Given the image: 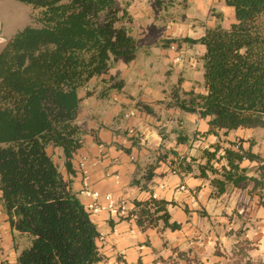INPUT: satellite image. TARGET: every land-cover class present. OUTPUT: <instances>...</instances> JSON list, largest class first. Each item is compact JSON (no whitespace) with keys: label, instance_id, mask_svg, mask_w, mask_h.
Here are the masks:
<instances>
[{"label":"trees","instance_id":"obj_1","mask_svg":"<svg viewBox=\"0 0 264 264\" xmlns=\"http://www.w3.org/2000/svg\"><path fill=\"white\" fill-rule=\"evenodd\" d=\"M18 1L40 12L39 25L18 30L0 50V204L13 240L16 234L28 240L18 250L15 264H97L104 260L97 245L100 233L72 179L63 176L48 149H60L63 167L72 175L73 156L88 132L78 122L79 92L84 89L89 96L93 90L88 84L94 78L101 84L98 96L122 89L121 78L101 76L115 62L136 57L138 40L127 25L132 17L117 0ZM224 4L233 11L227 26H208L200 37L184 38L204 47L199 56L200 90L176 84L162 101L167 108L206 119L205 134L215 136L239 128H264V0ZM138 109L151 111L142 103ZM130 138L139 146V136ZM187 139L181 135L177 142ZM214 146L213 151H204L205 162L198 163L197 170L200 177L219 174L210 179L216 192H223L229 182L235 186L249 178L240 166L242 160H260L240 145L237 150ZM220 149L224 164L213 168L210 162ZM171 152L179 171H192L190 161ZM151 173L149 168L147 176ZM171 203L153 197L135 200L134 210L122 218L135 219L141 229L176 230L181 226L170 221ZM215 254L221 255L218 249ZM184 259L186 264L191 260Z\"/></svg>","mask_w":264,"mask_h":264},{"label":"crops","instance_id":"obj_2","mask_svg":"<svg viewBox=\"0 0 264 264\" xmlns=\"http://www.w3.org/2000/svg\"><path fill=\"white\" fill-rule=\"evenodd\" d=\"M228 10L233 13L231 7ZM137 40L136 57L128 63L121 60L115 62L109 72L101 77L116 75L124 80L127 72L116 71L114 66L123 63L132 66L138 58H148L143 51V46L147 43L142 39ZM171 46L169 49L173 50ZM199 46L201 52L197 57H190V63L199 64L201 68L199 56L204 47L201 44ZM169 51L164 57L165 64L178 62L176 57L179 52ZM136 75L138 76V71L134 76ZM195 80L196 84L192 79H187L180 86L185 90H200L198 85L202 80V70L199 78ZM98 81L94 78L89 82L88 89L93 90L89 96L84 89L79 92L81 102L78 122L88 132L84 135L83 145L73 156L74 173L68 175L63 166L62 169L59 168L66 179H72L73 189L78 193L100 233L97 245L104 260L97 264H185L184 257L214 262L217 261V247L230 253L235 243L242 239L253 246L250 250L252 257H264V169L261 168L264 164V128H239L226 135L220 132L221 147L231 146L237 150L240 145L243 149L257 154L260 160H242L240 166L245 168L244 175L249 178L235 186L229 182L223 192H216L210 179L219 177V174L208 173L207 177H200L198 164L193 166V163L205 162L204 151L213 150L207 144L211 146L218 140V136L206 135L193 143V149L186 151L192 138L184 130L177 125L168 131L161 130L159 123L162 122L153 119L154 115L159 119V113L181 112L186 116L193 115L177 108L165 107L162 101H166L168 95L163 99L164 87H155L151 83L152 86L148 87L150 89L142 92L139 100L131 101L124 86L120 91L112 90L107 96H98L101 87L100 83L97 84ZM138 103L149 105L151 111L139 110ZM125 110L133 112L129 119L122 115ZM200 123L202 127L199 130L206 132V119L201 118ZM126 124L136 127L139 146L132 145L131 138L124 129ZM181 135L188 137L186 142H177ZM198 144L201 146L199 149H204L203 157L199 155L201 159L199 156L196 159L194 154L199 151ZM119 146L130 151L126 152ZM164 148L167 150L163 151ZM54 150L61 153L58 148ZM168 150L175 151L178 155L185 151L192 171L183 173L174 167L176 159L171 157ZM163 153L167 156L159 158ZM219 153L221 154V149ZM221 164H224L223 159L220 166ZM149 168L152 173L147 176ZM253 179L260 182L256 183ZM85 191H97V204L100 206L107 203L105 195H110L116 202L122 200L128 211L134 207L135 200L154 197L173 202L168 205L170 221L179 223L181 227L176 230L156 227L141 229L131 217L122 218L125 216L111 213L107 209L92 211L88 205L93 202V198ZM6 218L0 204V264H15L18 250L26 247L28 240L18 234L13 240Z\"/></svg>","mask_w":264,"mask_h":264},{"label":"rangeland","instance_id":"obj_3","mask_svg":"<svg viewBox=\"0 0 264 264\" xmlns=\"http://www.w3.org/2000/svg\"><path fill=\"white\" fill-rule=\"evenodd\" d=\"M117 4L128 9L132 22L127 25L132 28V34L135 38L142 39L147 43L143 46L147 59L139 60L138 58L136 64L134 63L132 66L124 63L114 66L116 71L127 72L125 81H122H124L123 86L128 92L127 97L131 101L139 100L141 93L150 89L148 87L152 86L151 83H154L155 87L165 88L163 99L167 98L170 86L174 83L180 85L183 81L186 82L187 79H192L195 83V79L199 78L201 68L199 64L194 63L191 65L190 57H197L201 52V48L199 44L184 41V38H198L204 33L206 27L217 24L227 26L233 19V13L228 10V6L224 4L223 0H117ZM39 12L40 9L18 0H0V50L18 30L26 25H39V22L36 21ZM171 45L174 46L173 50L169 49ZM168 51L179 52L178 62L165 64L164 57L167 56ZM185 57L187 58L185 59ZM137 71L138 76H134ZM131 75H133V78ZM158 103H161V101ZM155 112L157 113V110ZM155 112H152V114ZM131 113L133 112L125 110L122 115L125 119H129ZM159 115V119L155 115L153 119L156 122H162L159 123L161 130L168 131L171 127L177 125L179 129L184 130L192 138L191 143L187 144L186 151L193 149V143L206 136L205 132L199 130L202 127L201 118L195 114L186 116L181 112H172V114L159 113ZM160 119L161 121H159ZM124 127L127 133L129 130L133 131L128 136H139L135 126L126 124ZM220 142L221 139L218 136V140L213 142L211 146L208 143L207 147L214 149V145L217 143L220 145ZM167 143H169V140ZM197 147L199 149L201 146ZM164 150H167V148H164ZM203 150L199 149L200 153H198L199 151L194 152L197 156L196 159L200 157L199 155L203 157ZM48 151L58 168L62 169L63 159L61 153L52 148H49ZM168 151L171 157L176 159V155L171 150ZM180 156L186 158L188 155L183 151ZM220 161V153L217 152L215 159L210 163L213 168L219 169ZM198 163L200 162L193 163V166ZM238 242V244L235 243V247L230 253L225 250L221 251L217 247L221 253V255H217V261L209 262L200 258H190L188 264H264V257L255 258L250 255L253 246L248 241L242 239ZM171 264L175 263L171 262Z\"/></svg>","mask_w":264,"mask_h":264},{"label":"built area","instance_id":"obj_4","mask_svg":"<svg viewBox=\"0 0 264 264\" xmlns=\"http://www.w3.org/2000/svg\"><path fill=\"white\" fill-rule=\"evenodd\" d=\"M171 47L174 48V46H171ZM176 59L178 60L179 57L177 56ZM132 133H133L132 130L128 131V135H131ZM85 193L93 198V202L88 205V208L92 211H98L100 209H107L111 213H115L120 216H126L135 208V205H134V207L130 211H128L127 205L124 201L121 200V201L116 202L110 197V195H105V198L107 200L106 205L100 206L97 204V198L99 196L97 191H85Z\"/></svg>","mask_w":264,"mask_h":264}]
</instances>
